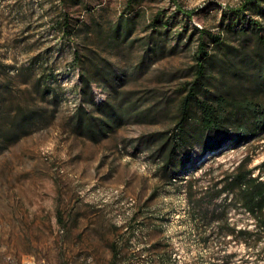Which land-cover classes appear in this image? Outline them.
<instances>
[{
  "label": "rangeland",
  "instance_id": "1",
  "mask_svg": "<svg viewBox=\"0 0 264 264\" xmlns=\"http://www.w3.org/2000/svg\"><path fill=\"white\" fill-rule=\"evenodd\" d=\"M242 1L0 0V136L20 133L0 137V264H264L262 224L214 185L245 157L263 178L264 136L190 120L175 142L200 30L209 87L257 89L264 1Z\"/></svg>",
  "mask_w": 264,
  "mask_h": 264
},
{
  "label": "trees",
  "instance_id": "2",
  "mask_svg": "<svg viewBox=\"0 0 264 264\" xmlns=\"http://www.w3.org/2000/svg\"><path fill=\"white\" fill-rule=\"evenodd\" d=\"M254 1L256 0H244L237 7L232 8V11L238 17ZM186 13L191 14L189 11ZM255 23L261 26V22L256 21ZM167 25L166 22L160 23V26L164 28H167ZM66 26H70L69 22ZM205 32V30H200L196 75L193 81L189 83L188 91L180 102L177 128L181 136L175 137L176 145L182 147L194 137V134L192 135L188 129L190 120L196 122V129L199 132L222 128L226 130L232 129L236 136L234 140L237 142L249 137L264 136V35L258 34L256 58L260 73L256 83L257 89L251 93H235L225 89H211L209 87L212 76L208 69V64L212 59V54L208 51L207 44L204 41ZM212 37L217 43H222L221 36L213 35ZM82 80L85 84L88 82L85 74L82 75ZM1 112L2 107H0ZM31 115V113L20 115L16 113L15 117L19 118V122H24ZM82 121L91 132H94L92 114L80 105L78 124ZM108 123L107 120L103 121L100 124V128ZM19 136L18 128L11 126L3 130L0 137L7 144ZM228 138V136H224L213 143L210 148L219 147ZM172 158L173 155L170 152L167 160L170 161ZM250 160L249 157L243 158L233 170L226 172L223 177L216 180L214 185L219 186L218 193L226 191L227 195H229L231 192L236 191L241 204L257 218L264 228V177L262 178L259 172H254L255 167L249 166ZM258 168L262 169L263 163L258 165ZM229 230L234 231V229ZM112 248L114 250L113 256L116 257L115 245H112Z\"/></svg>",
  "mask_w": 264,
  "mask_h": 264
}]
</instances>
